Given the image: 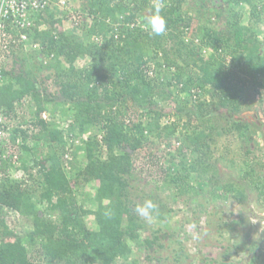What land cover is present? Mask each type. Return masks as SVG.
<instances>
[{
	"label": "trees",
	"instance_id": "16d2710c",
	"mask_svg": "<svg viewBox=\"0 0 264 264\" xmlns=\"http://www.w3.org/2000/svg\"><path fill=\"white\" fill-rule=\"evenodd\" d=\"M85 1L82 10L89 25L84 37L65 34L61 20L46 11L41 16L46 27L35 26L29 33L38 43L37 49L30 52L19 46L0 59V112L8 117L25 97H29L34 106L33 118L27 127L19 125L13 129V136L20 137V147L24 149L29 137L37 142L45 139L52 148V152L33 159L31 166L36 167L37 174L32 177V184L0 181V264H113L117 257H125L129 251L126 234L132 238L141 227L140 217L134 211L139 202L130 196L127 176L143 170L134 161L146 135L139 120L134 122L133 113L147 112L154 120V128L149 132L169 145L185 108L166 112L155 97L171 99L176 89L196 100L198 95L192 96L198 94V86L207 85L216 106L237 110L235 91L238 84L243 83V77L253 88L264 89V40L259 39L249 25L240 22L238 13L233 14L231 21H226L224 29L213 28L208 23L197 27L193 25L196 22L193 12L182 9L184 0H161L166 31L156 36L150 34L149 27L144 29L146 23L141 16L145 9H149L147 17L152 15L154 4L151 5L150 0ZM258 1L226 0L247 4L256 19L264 7ZM205 2L201 0L200 8ZM118 14L122 16L121 22ZM189 31L194 37L186 38ZM165 34L177 38L179 46L173 50V55L162 46ZM204 49L208 50L206 56L202 54ZM37 56L51 59L47 68L60 77L57 96L48 93L39 83L36 71L41 66L40 62L35 64ZM84 57L91 59V66L77 70L75 61ZM16 63L23 68L15 70ZM242 64L245 69L241 68ZM148 70L152 71V76L148 75ZM239 72H243V77ZM48 103H67L73 111L66 134L72 139L76 134L81 137L86 162L82 169L73 171L72 179L68 178L62 164L63 157L67 158L70 152L65 145L64 131L40 116ZM194 108L191 112L200 122L209 118L211 113L205 101H199ZM162 118L172 120L161 124ZM95 123H101V136L84 137V128ZM205 126L207 132L202 125L193 126L190 133L185 134L181 147L190 145L191 153L195 154L202 145L206 146L205 139L211 138V127ZM232 126L242 131L246 128L240 120H232ZM30 128L36 130L31 132ZM75 128L77 131H73ZM145 156L149 165L157 164L154 153L146 152ZM0 163L3 173L2 166L9 160L3 159ZM177 164V169L172 168L174 175L168 178L174 185H181L193 172L213 170L212 163L199 156H193L189 164L183 160ZM21 168L27 170L28 166L22 163ZM262 170L264 162L250 165L245 170L243 184L235 179L221 180L211 171L204 183L215 197L231 196L240 203L246 198L249 186L264 205ZM88 180L96 181L94 209L83 208L71 191L73 184ZM147 200L154 203L151 194ZM40 204L48 211H58V219L47 218L38 208ZM4 209L29 217L31 228L23 234L12 230L5 221ZM88 214L93 216L94 229L84 223L83 216ZM257 259L258 264H264V254Z\"/></svg>",
	"mask_w": 264,
	"mask_h": 264
},
{
	"label": "rangeland",
	"instance_id": "374dc122",
	"mask_svg": "<svg viewBox=\"0 0 264 264\" xmlns=\"http://www.w3.org/2000/svg\"><path fill=\"white\" fill-rule=\"evenodd\" d=\"M85 2V0H65L62 8L52 12L54 18L61 20L60 25L65 34L80 38L87 33L89 21L82 10ZM154 3L155 0H150L151 5ZM258 3L264 6V0H259ZM200 4L201 0H184L182 4L183 10L193 12L194 21H196L193 25L198 27L202 23H208L213 28L224 29L226 21H231L233 14L238 13L241 17L240 22L249 25L255 35L264 40V7L256 19L251 15L250 7L244 3L206 0L202 8ZM148 13L149 9L142 12L143 20L147 18ZM117 19L121 22L122 16L118 14ZM40 22L43 23L40 24V29L46 27L45 22L42 20ZM146 28H148L147 25L144 29ZM196 30H193V33ZM187 37H194V35L192 36L189 31ZM161 42L162 46L169 50L170 55H173V50L179 46L177 38L169 34L162 36ZM207 53V49L202 51L204 56ZM158 59L161 61V58ZM37 60L36 63L31 62L36 65L40 62L41 69L36 71L39 83L48 93L57 96L60 77L56 76L57 72L53 69L47 68L51 59L37 56ZM66 66L64 64V67ZM74 66L77 70L89 68L91 59L78 58ZM241 66L243 69L246 68L243 64ZM19 68L23 67L16 63L15 70ZM242 73L239 72L241 77H243ZM235 92L238 99L237 110L216 106L215 98L207 85L198 86L196 100L190 98L189 93H178L176 89H173L171 99L155 97V101H158L159 106L166 112H174L178 107L185 108L180 120L181 125L179 124L176 135L169 141V145L163 141L160 142L154 137L153 132H149V129L154 128V120L147 112L140 110L133 113L134 122L139 120L146 136L142 138L143 147L136 154L134 161L138 168L141 167L143 170L140 174L133 172L127 176L130 185L129 193L140 205L151 194L157 210L152 213L151 219L139 216L141 227L132 234V238L126 234L129 247L127 255L117 257L113 264H258V256L264 254L262 198L249 186L246 188L247 196L242 203L231 196L215 197L214 192L208 191L204 183L211 171H214L221 180L235 179L242 183V180L246 179L245 170L250 165L255 162H264V89L253 88L251 83L243 77V83L238 84ZM21 101L22 103H18L15 111L8 117L0 112V125L3 130V134L0 135V160H9V163L2 166L3 173L0 181L17 180L30 185L32 177L37 174L36 167L31 166L33 159L52 152V148L48 146L45 139L37 142L30 137L25 142L27 149L20 147V137L13 136V129L19 125L22 128L27 127L28 121L33 118L34 110L29 97ZM199 101H205L206 109L211 113L209 118H204L203 123L191 112L195 111L194 107ZM45 107L46 110L41 112L40 116L50 125L63 130L66 135L65 145L70 152L67 158L63 157L62 164L68 178L72 179L73 171L82 169L86 162L81 137L76 134L72 139L66 134L67 127L73 120L72 108L67 103H48ZM108 110L112 111L111 108ZM165 120L166 118H162L160 123L164 124ZM232 120L245 123V130L234 129ZM196 124L204 126L206 132L205 125L210 126L211 138L209 141L205 139L208 144L202 145L199 152L192 154L190 145L185 148L181 146L185 142V134L190 133ZM34 129L30 128V131L33 132L36 130ZM73 131H77V128ZM101 131V123H95L84 128L83 136L93 135L99 138ZM242 132L243 136H241ZM55 149L58 152L60 150L57 146ZM246 151H249L248 154L245 153ZM146 152L156 155L158 159L156 165L151 166L147 163ZM182 154L185 157H182ZM193 156L210 161L213 170L206 173L200 172V174L193 172L182 181L183 183L181 182V185L179 184L181 187L171 183L168 178L174 175L175 170L172 168L177 169V162L180 160L189 164ZM65 161L69 162L65 163ZM22 163L28 166L27 170L21 168ZM263 173L264 170L260 174ZM95 184V180H88L71 186L72 195L83 208H95L93 199ZM192 188L196 192H193ZM45 207L44 204L38 206L47 218L56 221L58 211H48ZM3 214L8 227L18 233L23 234L32 226L31 219L22 215L21 212L4 209ZM83 220L89 229L95 228L91 214L83 216Z\"/></svg>",
	"mask_w": 264,
	"mask_h": 264
},
{
	"label": "built area",
	"instance_id": "2783aa9c",
	"mask_svg": "<svg viewBox=\"0 0 264 264\" xmlns=\"http://www.w3.org/2000/svg\"><path fill=\"white\" fill-rule=\"evenodd\" d=\"M64 5L65 0H0V59L10 49L19 46L27 51L37 49L38 43L29 36L32 28H40L41 16H44L46 11L54 13L55 9ZM148 75L152 76L151 70H148ZM197 95L194 93L192 97ZM170 120L172 118H166L165 122ZM2 134L0 125V135Z\"/></svg>",
	"mask_w": 264,
	"mask_h": 264
},
{
	"label": "clouds",
	"instance_id": "9594fccd",
	"mask_svg": "<svg viewBox=\"0 0 264 264\" xmlns=\"http://www.w3.org/2000/svg\"><path fill=\"white\" fill-rule=\"evenodd\" d=\"M163 3L161 0H155L152 15L145 18L144 23L150 28V34L160 36L166 31V21L161 15ZM157 210V206L152 200H145L142 205H136L134 211L140 217L151 219L152 213Z\"/></svg>",
	"mask_w": 264,
	"mask_h": 264
}]
</instances>
